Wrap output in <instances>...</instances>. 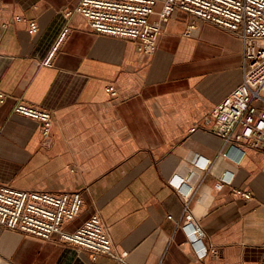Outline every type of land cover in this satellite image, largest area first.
<instances>
[{
    "label": "crops",
    "instance_id": "obj_1",
    "mask_svg": "<svg viewBox=\"0 0 264 264\" xmlns=\"http://www.w3.org/2000/svg\"><path fill=\"white\" fill-rule=\"evenodd\" d=\"M79 2L0 0V90L9 95L0 106V183L81 192L83 210L66 229L98 212L127 264H264V153L223 157L204 124L241 83V39L176 8L146 55L131 39L93 31L73 12ZM16 99L52 112L48 139L39 122L12 113ZM181 190L193 193L192 211L219 257L200 259L176 227ZM0 264L124 263L0 226Z\"/></svg>",
    "mask_w": 264,
    "mask_h": 264
},
{
    "label": "built area",
    "instance_id": "obj_2",
    "mask_svg": "<svg viewBox=\"0 0 264 264\" xmlns=\"http://www.w3.org/2000/svg\"><path fill=\"white\" fill-rule=\"evenodd\" d=\"M161 4L157 12L156 7ZM176 8L205 21L225 27L236 33L242 42V80L204 118V124L220 138L223 157L239 162L247 150L264 153V0H80L75 11L82 15L93 31L135 41L138 50L153 55L168 22ZM68 13V15L72 14ZM157 19L152 20V15ZM16 21L24 20L21 16ZM33 34L39 30L35 20L27 21ZM195 24L188 26L190 34ZM44 61L51 65V56ZM106 92L115 96L117 89L110 84ZM9 95L0 90V106ZM12 113L40 123L44 138L51 136L53 114L50 110L16 99ZM222 187V185H219ZM234 195L252 199L248 190L236 188ZM181 216L174 219L182 229L195 254L204 259L219 257L220 248L208 240L199 219L191 207L193 193L181 190ZM81 192L55 193L45 190L18 189L0 183V226L18 229L43 239L58 237L65 243L86 250L95 261L105 255L127 264L128 251L116 248L113 239L98 212L93 213L75 230L66 225L83 210Z\"/></svg>",
    "mask_w": 264,
    "mask_h": 264
}]
</instances>
